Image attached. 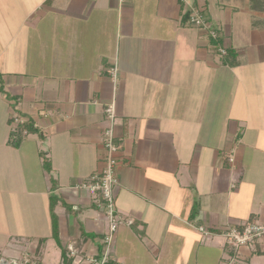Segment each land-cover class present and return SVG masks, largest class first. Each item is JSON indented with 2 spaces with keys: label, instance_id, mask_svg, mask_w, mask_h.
<instances>
[{
  "label": "crops",
  "instance_id": "obj_1",
  "mask_svg": "<svg viewBox=\"0 0 264 264\" xmlns=\"http://www.w3.org/2000/svg\"><path fill=\"white\" fill-rule=\"evenodd\" d=\"M187 1L0 0V162L15 157L23 181L9 190L15 168L2 173L0 196L49 208L54 196L60 236L31 203L47 241L24 246L4 220L0 264L33 250L35 264L102 256L109 223L77 185L105 165L112 100L116 209L134 223L119 226L108 264H264V239L235 249L223 233L264 222V0ZM193 8L221 41L190 22ZM15 115L31 131L22 141L23 126L10 140Z\"/></svg>",
  "mask_w": 264,
  "mask_h": 264
},
{
  "label": "built area",
  "instance_id": "obj_2",
  "mask_svg": "<svg viewBox=\"0 0 264 264\" xmlns=\"http://www.w3.org/2000/svg\"><path fill=\"white\" fill-rule=\"evenodd\" d=\"M188 2L187 0H182ZM190 22L200 28L208 30L209 34L213 39H218V31L206 21L204 15L201 14V11L198 8H193L190 15ZM217 53L220 57L227 55L228 46L226 44H221L217 48ZM111 74L116 78L117 72L115 69L111 70ZM106 117L110 121L111 125L108 127L103 134V144L106 151L105 154V165L103 169L93 173L87 179L82 181L77 185L78 189L85 190L91 200L97 204L101 209L104 210L106 215V220L109 223V230L104 237V252L101 257H90L85 258L87 264H108L113 257L114 241L115 234L117 233L119 226L125 221L129 224H133L134 221L131 219H126L122 215H118L116 209V187L118 185V177L116 175V166L118 164L117 153L120 149V145L117 143L116 135V120H117V109L116 101L108 103L105 107ZM14 129H17L19 126L26 124V120L15 115L14 117ZM28 128H24L23 134L28 136L30 134ZM227 159L230 163H236V155L234 152H230L227 155ZM235 182V181H234ZM235 187V183L233 185ZM199 230L204 236L209 234V230L206 225H200ZM226 242L228 246H231L235 249H239L243 245H248L253 247L256 243L262 242L264 239V222L246 220V221H236L234 224L228 226L223 231ZM70 254L72 256H78L79 252L73 247L69 246ZM238 251V250H237ZM235 253L232 259H235ZM35 256L33 252H27L23 257V262H19L17 259H13L12 262L8 263L1 260V264H35L33 259Z\"/></svg>",
  "mask_w": 264,
  "mask_h": 264
},
{
  "label": "rangeland",
  "instance_id": "obj_3",
  "mask_svg": "<svg viewBox=\"0 0 264 264\" xmlns=\"http://www.w3.org/2000/svg\"><path fill=\"white\" fill-rule=\"evenodd\" d=\"M0 80H3V78L0 77ZM1 91V89H0ZM15 132H11L10 140H13L14 137L17 134L18 129H14ZM15 156V155H14ZM0 176H2V173L9 174L11 176V168H15L13 178H9L7 180H3L9 190L11 189L12 184L13 185H23L22 177H20V174H22V171L20 168H16V162L15 157L9 159V165L6 167H3V165L0 162ZM18 176V177H17ZM2 177H0V191L2 190V184L1 183ZM3 194L0 196V228L1 223H4V220L7 221L8 226L10 227V232H12L14 235L12 238H15L16 234L25 235V238L23 240L24 246L25 244H30V241H35L36 243L39 242V240L45 236L44 227L40 223L39 214L47 213V216L50 215L51 220L53 221L52 212H51V204L49 208V198L45 197H39V198H32L28 195H22L21 192H18V194L9 193L7 190L2 191ZM31 203H38V206L36 208L38 209L39 214L30 213L29 207L31 206ZM55 210V209H54ZM55 212V211H54ZM56 213V212H55ZM37 219V223L34 225V220ZM47 235V234H46ZM37 236V237H36ZM48 236V235H47ZM4 235H0V244L4 243L6 239L4 238ZM37 238V239H35ZM1 248V247H0ZM34 251V250H33ZM32 251V252H33Z\"/></svg>",
  "mask_w": 264,
  "mask_h": 264
},
{
  "label": "trees",
  "instance_id": "obj_4",
  "mask_svg": "<svg viewBox=\"0 0 264 264\" xmlns=\"http://www.w3.org/2000/svg\"><path fill=\"white\" fill-rule=\"evenodd\" d=\"M217 41H221V39H220V36L218 37V39H216ZM233 55V53L231 52V51H229V49H228V52H227V55ZM29 125H27V127H28ZM26 127V124L24 125V127H22V129H21V131H20V136H21V139H20V141H22V138H24L25 136L22 134V132H23V130H24V128H27ZM19 141V142H20ZM14 145L15 146H18L19 145V143H17V142H15L14 143ZM56 201H57V199L54 197V196H52V198H51V212H52V217H53V229H52V231H53V237L57 240V241H59L60 239H59V228H58V221H57V215L55 214V212H54V209H55V205H56ZM47 241V238H41L40 240H39V247H38V251H40L39 250V248H40V245L41 244H44L45 242ZM35 252V254L36 255H39V252ZM63 256H64V258H66L65 257V250H63ZM111 262V261H110Z\"/></svg>",
  "mask_w": 264,
  "mask_h": 264
}]
</instances>
